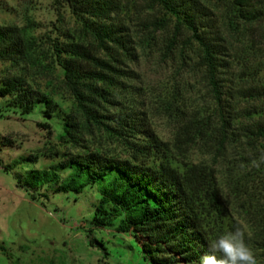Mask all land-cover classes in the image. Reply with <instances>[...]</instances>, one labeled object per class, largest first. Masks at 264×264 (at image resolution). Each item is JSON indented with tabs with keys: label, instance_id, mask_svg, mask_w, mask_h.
<instances>
[{
	"label": "trees",
	"instance_id": "obj_1",
	"mask_svg": "<svg viewBox=\"0 0 264 264\" xmlns=\"http://www.w3.org/2000/svg\"><path fill=\"white\" fill-rule=\"evenodd\" d=\"M143 1L149 10L163 13L162 19L144 24L145 40L173 23L167 55L179 52L183 57L190 49L216 104L214 114L185 120L176 136L177 148L184 153L201 145L217 156L243 145L253 154L252 160L258 159L264 153V81L255 76L254 85L237 89L236 94L226 92L224 84L234 66L233 39L246 35L264 44V0ZM54 6L61 18L65 12L74 16L85 37L76 40L68 32L63 35L65 42L51 44L79 113H64L51 96L32 87L25 71L31 66L36 41L22 27L0 25V62L24 72L2 77L0 98L21 115L39 108L47 120L39 126L47 130L50 122L61 120L60 144L82 149L73 154L49 151L47 158L60 160L33 171V186L51 184L55 193L76 194L97 187L100 200L91 221L94 229L128 234L139 243L148 264H199L211 241L235 230L225 224L228 214L219 173L205 163L175 166L172 149L153 132L142 103L129 98L127 81L133 73L125 67L127 60L136 58L137 47L131 28L116 20L122 1L55 0ZM239 96L260 104L238 109L234 102ZM241 113L248 124L240 123ZM97 134L122 145L126 155L82 144ZM227 181L238 188L233 177ZM254 243L258 264H264V221Z\"/></svg>",
	"mask_w": 264,
	"mask_h": 264
},
{
	"label": "rangeland",
	"instance_id": "obj_2",
	"mask_svg": "<svg viewBox=\"0 0 264 264\" xmlns=\"http://www.w3.org/2000/svg\"><path fill=\"white\" fill-rule=\"evenodd\" d=\"M54 1L0 0V25L22 27L36 41L31 66L25 71L32 87L51 96L64 113H79L64 73L52 56L51 44L54 40L65 42L63 35L68 32L76 40L85 37L69 12H65L64 19L58 16ZM121 1L122 11L116 20L131 28L137 47L136 58L127 60L125 67L133 73L127 81L131 86L129 98L142 103L153 132L172 149L171 162L175 166L205 163L216 169L228 214L227 229L238 223L246 225L251 233L246 243L258 260L254 241L264 221L263 167L251 166L253 154L243 145L217 156L201 145L188 147L184 153L177 148L176 136L185 120L214 114L215 101L197 71L196 55L190 49L183 57L179 52L167 55L173 23L155 32V38L145 40L144 24L162 19L163 13L149 10L143 0ZM154 30L151 26L150 31ZM233 40L234 66L224 85L226 92L236 94L237 89L254 85L255 76L260 75L264 81V44L246 35ZM19 73L24 72L0 62V80ZM234 103L238 109L260 104L241 96ZM241 115L240 123L248 124ZM46 121L39 108L30 115H21L19 109L8 108L7 101L0 98V264H148L141 246L128 234L93 228L91 221L100 200L97 187L76 194L55 193L51 184L33 186V171H43L60 160L47 158L49 151L73 154L82 150L60 144L61 120L50 122L49 130L39 126ZM82 144L126 155L122 145L99 134L87 137ZM33 157H38L36 162L30 160ZM228 177L239 183L237 189L230 187Z\"/></svg>",
	"mask_w": 264,
	"mask_h": 264
},
{
	"label": "clouds",
	"instance_id": "obj_3",
	"mask_svg": "<svg viewBox=\"0 0 264 264\" xmlns=\"http://www.w3.org/2000/svg\"><path fill=\"white\" fill-rule=\"evenodd\" d=\"M261 165H264V153L251 161L252 167L258 169ZM246 238L250 239L251 233L246 225L238 223L234 231L222 234L210 242L209 252L200 258L199 264H258Z\"/></svg>",
	"mask_w": 264,
	"mask_h": 264
}]
</instances>
